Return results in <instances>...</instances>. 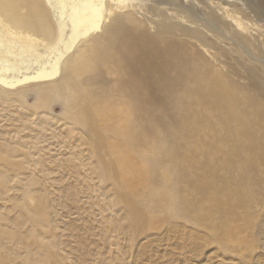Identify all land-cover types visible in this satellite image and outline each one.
I'll list each match as a JSON object with an SVG mask.
<instances>
[{
  "label": "bare ground",
  "instance_id": "1",
  "mask_svg": "<svg viewBox=\"0 0 264 264\" xmlns=\"http://www.w3.org/2000/svg\"><path fill=\"white\" fill-rule=\"evenodd\" d=\"M249 10L262 15L264 0L248 7L234 0H0V95L7 99L15 92L21 105L32 95L31 113H50L61 122L62 133L65 128L70 133L76 129V141L86 139L97 163L106 168L111 163L103 156L110 150L122 173H128L132 164L128 149L146 142L150 132L156 133L161 148L149 158L160 161L170 150L174 152L169 140L161 138L167 132L176 136V121L186 119L183 127L214 124L211 132L218 130L220 137L239 133L243 137L239 145L253 153L249 158L242 154L234 167L237 189L223 193L225 186L217 178L190 186L195 178L192 161L174 159L172 173L168 170L177 182L174 195L147 193L142 204L133 197L143 194L148 181L133 175L127 181L141 188L132 194L118 193L113 200L124 204L137 233L161 226V219L148 220L147 214L159 211L170 198L168 215L191 214L199 223L210 222L212 214L215 220L245 203L246 193L256 183L255 166L264 165V82L258 64L240 51L238 58L246 60L243 72L249 83L239 87L224 72L213 71L212 63L199 64L179 38L199 42L217 60V53L211 51V34L224 32L260 51L261 45L251 40L250 23L240 16ZM147 21L154 24V33L145 26ZM145 113H169L159 134ZM212 113L219 119L213 120ZM201 135H206L205 129ZM0 150L6 157L17 152L15 147ZM177 174L185 176L180 180L174 177ZM232 174L227 165L226 179ZM111 176L117 179L115 172ZM163 188L158 189L166 192ZM103 199L99 197L98 206L105 212L111 205ZM29 218L37 226L47 225L45 200L38 202ZM109 225L106 236L115 239L126 233L121 224ZM53 246L44 248L42 262L53 260ZM0 264H7L2 256Z\"/></svg>",
  "mask_w": 264,
  "mask_h": 264
},
{
  "label": "rangeland",
  "instance_id": "2",
  "mask_svg": "<svg viewBox=\"0 0 264 264\" xmlns=\"http://www.w3.org/2000/svg\"><path fill=\"white\" fill-rule=\"evenodd\" d=\"M234 1L244 7L257 3V0ZM249 12L240 16L254 30L251 40L261 45L260 51L256 52L252 46L224 32H216L218 36L211 34V51L217 53V60L199 42L179 38L199 64L212 63L213 71L224 72L230 82H237L239 87L249 83L243 72L246 60L258 64V77L264 82V11L259 16ZM145 26L154 33V24L147 21ZM239 51L246 60L238 58ZM25 100V105H21L15 92H10L7 99L0 95V149L17 148L13 157H6L0 150V256L7 264H264L262 164L255 166L256 183L252 191L246 193L245 203L217 215L215 220L212 214L210 222L199 223L189 217L191 214L182 218L168 215L170 198L168 204L159 206V211L147 214L148 220L161 219V226L145 227L137 233L124 204L114 202L118 193L132 194L141 188L127 181V178H134L133 175L148 181V186L142 189L143 194L133 197L138 202L142 203L147 193L174 195L177 182L168 172L172 173L174 159L181 163L192 161L191 173L195 178L189 181L190 186L203 179L217 178L225 186L223 193L237 189L234 167L239 166L242 154L253 153L239 145L243 138L239 133L220 137L218 130L211 132L214 124L183 127V123H188L186 119L176 121V136L167 132L161 138L169 140L174 152L170 150L160 161L149 158L161 148L156 133L150 132L146 142L141 141L128 149L132 164L128 173H122L117 157L110 150L103 156L111 163L110 168H106L97 163L86 139L76 141L79 137L76 129L71 133L69 128L60 132L61 122L54 120L50 113H31L35 104L32 95ZM202 103L207 107L205 101ZM56 111L57 115L61 114L59 108ZM145 114L159 134L169 113ZM212 114L213 120L219 119ZM203 129L206 135H201ZM227 165L232 167L233 174L226 179ZM114 172L117 179L109 178ZM184 176L174 177L182 180ZM99 197L113 208L105 212L100 210ZM40 200L46 201L48 218L47 225L37 226L29 216L36 211ZM110 223L121 224L126 233L115 239L108 235L107 238L105 230L110 229ZM51 244L54 245V258L44 263L41 261L44 248Z\"/></svg>",
  "mask_w": 264,
  "mask_h": 264
}]
</instances>
